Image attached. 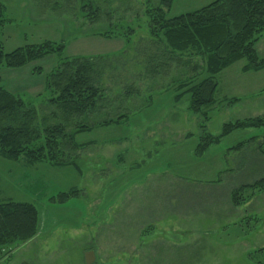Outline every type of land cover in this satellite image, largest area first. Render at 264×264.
Returning <instances> with one entry per match:
<instances>
[{
  "label": "rangeland",
  "instance_id": "374dc122",
  "mask_svg": "<svg viewBox=\"0 0 264 264\" xmlns=\"http://www.w3.org/2000/svg\"><path fill=\"white\" fill-rule=\"evenodd\" d=\"M0 1L5 52L45 40L65 44L62 54L33 61L31 74L17 80L25 83L18 95L37 109L39 122L61 121L45 75L66 58L96 56L103 95L94 110L65 126L66 132L93 127L75 136L82 147L62 152L81 173L0 155V201L34 203L40 215L38 234L0 251V264H87V251L94 253L91 264H264L258 251L264 249V191H245L249 197L238 206L229 202L230 190L264 177V128L235 130L194 154L204 131L218 135L224 123L264 116V69L244 72V59L223 69L215 104L194 113L190 94L177 102L174 96L206 73L199 57L171 59L149 35L145 8L160 0ZM212 1L173 0L167 15ZM258 41L264 45V32ZM36 66L40 73H33ZM181 82L188 84L180 88ZM120 115L118 123L99 124ZM239 142V150L229 149ZM70 188L78 196L49 201Z\"/></svg>",
  "mask_w": 264,
  "mask_h": 264
},
{
  "label": "trees",
  "instance_id": "16d2710c",
  "mask_svg": "<svg viewBox=\"0 0 264 264\" xmlns=\"http://www.w3.org/2000/svg\"><path fill=\"white\" fill-rule=\"evenodd\" d=\"M172 2L160 0L158 5L145 8L147 29L149 35L163 45L164 53L171 59L178 55V58L186 55L201 59L206 75L174 96L177 102L185 94H190L189 109L201 113L204 107L215 104L217 75L223 69L241 59L246 61L241 69L244 72L264 69V57L259 56L255 49V44L264 32V0H213L198 9L168 16ZM90 6L91 14L97 16V9ZM4 12L5 6L0 1V36L7 21ZM128 31L131 34L133 30ZM105 35L111 36L110 33ZM125 42L129 43V35L125 37ZM64 49L63 42L45 40L5 52L0 38V70L3 67L20 68L49 54H62ZM95 58H66L58 69L45 75V89L53 93L50 99L56 109L53 114L61 120L53 124H47L45 119L39 122V113L34 106L26 104L22 98L0 85L2 157L12 161L24 157L30 165L47 160L54 166L69 165L78 170L73 161L62 160L63 149L68 147L76 150L82 147L75 141V136L93 127L81 124L66 132L65 126L73 116L94 110L103 98L102 89L98 86L99 70ZM41 71V67L36 66L33 73ZM187 84L181 82L179 87L184 88ZM203 115L206 117L205 113ZM123 116L99 124L118 123ZM250 128H264V116L224 123L218 135L204 131L195 145L194 154L201 156L211 145L219 143L221 138L233 131ZM242 146L243 142H239L229 149L239 150ZM259 150L264 154L261 148ZM247 190L264 191V177L230 190V204L233 207L242 204L249 197L248 194L247 197L244 195ZM74 196H78V189L70 188L51 196L49 201L63 203ZM39 224V209L34 203L0 201V251H10V248L34 238L38 234Z\"/></svg>",
  "mask_w": 264,
  "mask_h": 264
},
{
  "label": "crops",
  "instance_id": "0c3cea01",
  "mask_svg": "<svg viewBox=\"0 0 264 264\" xmlns=\"http://www.w3.org/2000/svg\"><path fill=\"white\" fill-rule=\"evenodd\" d=\"M255 49H256V51H257V53H258V55H262L261 57H264V45H262L259 41L255 44ZM262 53V54H261ZM31 64H33V62H30L29 64H27V65H25V66H23V67H20V68H15V69H12V70H9V69H5L4 71H3V69H1L0 70V76H1V82H0V85L1 86H3L4 88H6L8 91H10V92H12V93H14V94H16L17 96H19L18 95V92L17 91H19V90H17V89H25V88H19V87H21L22 85H24L25 83H22V82H19V81H17L18 80V78H19V76L22 74V73H24V72H26V73H29V74H31V69H32V67H30L31 66ZM6 70H9V71H6ZM6 72H7V76L6 77H8L9 78V81H10V83L8 84V86H4L3 85V80H4V78H5V75H6ZM34 88H26V91H28V90H33ZM41 92H39V91H35V94L36 95H39ZM20 97V96H19ZM21 98V97H20ZM254 139H255V137H254ZM260 151V150H259ZM261 152V151H260ZM78 171H79V167H78ZM79 173H81V171H79ZM175 176H178V175H175ZM179 177H180V175H179ZM182 177V176H181Z\"/></svg>",
  "mask_w": 264,
  "mask_h": 264
},
{
  "label": "water",
  "instance_id": "95a60500",
  "mask_svg": "<svg viewBox=\"0 0 264 264\" xmlns=\"http://www.w3.org/2000/svg\"><path fill=\"white\" fill-rule=\"evenodd\" d=\"M94 259L95 257L93 251H87L85 253V261L87 264H91L94 261Z\"/></svg>",
  "mask_w": 264,
  "mask_h": 264
}]
</instances>
